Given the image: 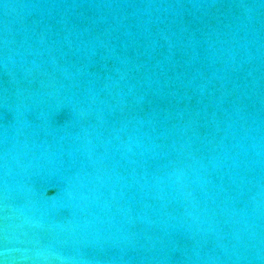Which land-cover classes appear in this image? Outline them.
I'll list each match as a JSON object with an SVG mask.
<instances>
[{
  "label": "water",
  "instance_id": "obj_1",
  "mask_svg": "<svg viewBox=\"0 0 264 264\" xmlns=\"http://www.w3.org/2000/svg\"><path fill=\"white\" fill-rule=\"evenodd\" d=\"M0 264H264V0H0Z\"/></svg>",
  "mask_w": 264,
  "mask_h": 264
}]
</instances>
